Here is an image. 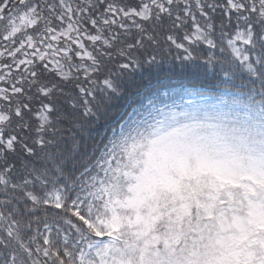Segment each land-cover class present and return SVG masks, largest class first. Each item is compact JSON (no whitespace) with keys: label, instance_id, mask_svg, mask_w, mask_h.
<instances>
[{"label":"snow or ice","instance_id":"6c2138e0","mask_svg":"<svg viewBox=\"0 0 264 264\" xmlns=\"http://www.w3.org/2000/svg\"><path fill=\"white\" fill-rule=\"evenodd\" d=\"M169 56L191 71L157 86L144 131L72 183L26 163L69 85L89 115L116 76ZM253 137L264 139V0H0V264H91L106 241L98 197L129 146Z\"/></svg>","mask_w":264,"mask_h":264},{"label":"trees","instance_id":"16d2710c","mask_svg":"<svg viewBox=\"0 0 264 264\" xmlns=\"http://www.w3.org/2000/svg\"><path fill=\"white\" fill-rule=\"evenodd\" d=\"M190 71V66L181 69L179 62L170 56L155 64H141L116 76V91H98L89 115L82 114L79 98L69 85V91L63 96L57 94L53 98L55 110L50 115L54 131L46 133L49 142L44 148L37 149L35 157H28L26 163L36 165L54 181L74 182L100 162L107 147L125 138L128 126L136 125L147 105L157 99L153 95L157 86L177 84L181 73ZM73 101L76 107H72ZM9 161H15L19 170L25 157L18 152L10 156ZM229 186L218 181L203 186L190 184L181 194L160 197L157 214L163 213L158 223L149 227L146 209L141 208L140 232L135 235L137 232L129 229L119 231L115 234L116 246L130 264H169L173 259L178 264H191L194 248L207 245L203 235L211 238L215 249L220 251L216 248L219 237L228 229L226 223L219 225L220 214L228 217L243 208L234 203L237 197H226L227 192L234 191ZM219 196L226 200L222 206ZM210 209L211 216H208ZM215 256L220 257V253Z\"/></svg>","mask_w":264,"mask_h":264},{"label":"rangeland","instance_id":"374dc122","mask_svg":"<svg viewBox=\"0 0 264 264\" xmlns=\"http://www.w3.org/2000/svg\"><path fill=\"white\" fill-rule=\"evenodd\" d=\"M146 116L145 110L136 125L128 126L125 137L144 131ZM214 181L230 184L234 191L226 197H237L234 203L243 208L228 217L220 214L219 225L226 223L227 228L228 224L217 243L220 251L203 235L207 245L194 248L191 264H264V139L260 137L212 145L170 139L129 146L98 197L97 227L93 230L103 232L106 241L91 264H130L116 246L115 234L129 229L137 235L142 227L141 208L146 209L148 226H154L163 213L157 214L160 197L181 194L190 184L203 186ZM219 202L222 206L226 200L220 197ZM208 212L211 216V209ZM169 264L178 263L173 259Z\"/></svg>","mask_w":264,"mask_h":264}]
</instances>
